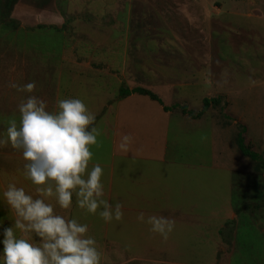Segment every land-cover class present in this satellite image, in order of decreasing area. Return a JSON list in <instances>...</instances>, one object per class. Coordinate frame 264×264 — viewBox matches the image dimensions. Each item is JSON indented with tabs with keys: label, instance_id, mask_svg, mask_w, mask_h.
Wrapping results in <instances>:
<instances>
[{
	"label": "crops",
	"instance_id": "crops-1",
	"mask_svg": "<svg viewBox=\"0 0 264 264\" xmlns=\"http://www.w3.org/2000/svg\"><path fill=\"white\" fill-rule=\"evenodd\" d=\"M55 1L0 0V138H6L12 120L19 126L17 106L28 96L44 100L49 111L56 110L58 99L79 98L95 115L94 126L101 133L98 143L91 146L89 169L94 164L101 165L104 198L112 204L120 202L123 217L105 222L99 210L89 214L80 209L75 196L67 210L49 199L57 214L87 224L88 234L96 239L101 257L108 259L125 257L121 243L128 226L135 227L136 242L150 243L139 255L140 260H151L161 251V247L153 244L164 240L149 231L150 225L137 220L140 213L145 218L156 215L175 221L167 243L175 241L172 238L179 236L176 233L185 227L214 228L213 233L218 236L219 229L232 219L235 210L231 199L224 207L221 187L217 191L216 180L220 182L223 177L224 159L217 156L214 144L223 124L211 121L208 143L204 115L206 112L211 115L213 108L209 106L204 115L192 117L188 110L184 113L180 108L190 107L185 104L186 91L179 100L174 97L178 95L177 88H204L207 72L201 67L206 59L196 62L191 58L189 46L176 38L175 32L170 42L167 38L165 43L153 46L158 52L161 45L164 57L128 58V30H123V38L118 37L117 44L111 42L115 48L108 34L100 29L88 34L80 31L79 22H67L68 16L58 11ZM115 51L120 54L118 62L110 59ZM190 60H194L193 64ZM33 81L36 87L31 93L9 87L11 82L22 86ZM110 82L119 88L124 85L129 91L136 88L149 91L161 104L138 92L118 98V94H102L104 88L95 89L96 83ZM222 93L216 91L204 98H217ZM200 111L201 105L194 115ZM121 135L132 137L127 152L118 147ZM24 163L20 151L7 144L0 145V223L4 227L10 226L14 219L2 196L9 184L23 187L34 198L38 195L23 174ZM217 169L218 173L214 172ZM207 170L212 174V183L209 181L212 187L205 181ZM174 252L173 248L167 250L169 255L178 257Z\"/></svg>",
	"mask_w": 264,
	"mask_h": 264
},
{
	"label": "rangeland",
	"instance_id": "rangeland-1",
	"mask_svg": "<svg viewBox=\"0 0 264 264\" xmlns=\"http://www.w3.org/2000/svg\"><path fill=\"white\" fill-rule=\"evenodd\" d=\"M55 3L58 11L68 16L67 22H79L80 31L88 34L100 29L108 34L110 43L117 44L118 37L123 38V30H128V58L164 57L161 49H165L160 45L157 52L153 46L165 43L167 38L170 42L175 32V37L189 46L191 58L196 62L206 59L201 67L207 72L204 88H177L178 95L174 96L179 100L186 91L185 104L190 107L180 108L185 113L189 111L190 116L203 111L204 99H211L204 98L206 95L223 92L217 96L218 104L210 105L211 115L206 112L208 108L201 115L206 112L208 143L211 121L223 124L214 144L217 156L224 159L223 177L216 183L217 191L222 190L224 207L229 199L235 205L232 219L219 229L218 236L213 233L214 228L179 230L176 234L186 236L153 244L161 247V251L151 260L139 259L145 245L150 243L136 242L135 227L128 226L121 243L125 257H101V264H264V168L260 162L242 155L237 146L240 135L246 149L260 156L264 153V0H56ZM119 58L118 51L112 52L111 60L118 62ZM123 87L120 88L126 90ZM120 88L114 82L95 84L96 90L103 89L102 94L111 96L119 94ZM200 98L201 102H196ZM200 105L201 111L194 115ZM210 173L207 170L208 187H212ZM172 248L178 257L167 253Z\"/></svg>",
	"mask_w": 264,
	"mask_h": 264
},
{
	"label": "clouds",
	"instance_id": "clouds-1",
	"mask_svg": "<svg viewBox=\"0 0 264 264\" xmlns=\"http://www.w3.org/2000/svg\"><path fill=\"white\" fill-rule=\"evenodd\" d=\"M9 87L31 93L35 82L22 86L11 82ZM19 126L12 120L6 138L0 145H10L22 154L24 176L35 186V198L23 187L9 184L3 191V201L14 213L10 226L0 223V264H101L97 241L88 234V225L76 218H66L54 211L49 199L61 209L76 205L105 222L123 217L120 202L104 198L100 164L89 169L100 130L94 126L95 115L79 98L58 99L56 110H47L44 100L28 96L18 106ZM130 135H121L118 147L127 152ZM137 220L150 225L149 231L166 241L175 221L165 216L143 213Z\"/></svg>",
	"mask_w": 264,
	"mask_h": 264
},
{
	"label": "trees",
	"instance_id": "trees-1",
	"mask_svg": "<svg viewBox=\"0 0 264 264\" xmlns=\"http://www.w3.org/2000/svg\"><path fill=\"white\" fill-rule=\"evenodd\" d=\"M131 92H138L140 94L146 95L151 100L157 101L158 103L161 104V101L154 94H152L149 91H146V90H143V89H139V88L133 89L132 91L122 90V88H120L119 94H118V98L124 97V96L130 94ZM218 102H219L218 98L204 99V101H203V105H204L203 111L205 109H207L211 104H218ZM164 109H166V108L164 107ZM203 111H201L199 114H197L194 117H199L203 113ZM182 112L185 113L186 110L182 108ZM237 146H238V148H239V150H240L242 155H244L245 157L250 158L252 161L260 162L262 164V167L264 168V153H263L262 156H260L259 154L251 152L248 149H246L244 147V145H243V139H242V137L240 135L237 136Z\"/></svg>",
	"mask_w": 264,
	"mask_h": 264
}]
</instances>
